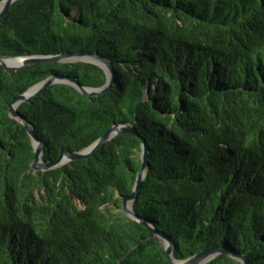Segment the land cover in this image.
I'll use <instances>...</instances> for the list:
<instances>
[{
  "label": "trees",
  "instance_id": "trees-1",
  "mask_svg": "<svg viewBox=\"0 0 264 264\" xmlns=\"http://www.w3.org/2000/svg\"><path fill=\"white\" fill-rule=\"evenodd\" d=\"M3 0H0V2ZM81 53L113 65L109 91L56 83L19 112L43 159L133 126L92 157L36 171L12 101L52 76L99 88L88 61L0 65V264H170L224 247L264 264V0H17L0 19V54ZM206 264H242L223 254Z\"/></svg>",
  "mask_w": 264,
  "mask_h": 264
},
{
  "label": "water",
  "instance_id": "water-1",
  "mask_svg": "<svg viewBox=\"0 0 264 264\" xmlns=\"http://www.w3.org/2000/svg\"><path fill=\"white\" fill-rule=\"evenodd\" d=\"M16 1L17 0H3L0 2V19L7 13L9 8ZM9 58L20 59L21 64L17 66H8L4 62V60L9 59ZM79 60L88 61L104 69L107 75V82L105 83L103 87L93 88V87L84 86L83 84L79 83L77 78L68 80L64 77L52 76L40 82L39 84L29 88L25 93L15 98L10 104L11 116L27 127L28 132L33 140V144L35 147V154H36L34 169L36 171H47V170L55 169L57 167H60L68 162H71L77 159L90 158L94 154H96V152L104 144L111 141L114 137H116L119 134H124V133L134 134L135 136L142 138L141 135L137 132V130L133 128V126L131 125H128V124L114 125L102 137H100L97 141H95L91 146H89L85 150H82L79 152L62 154L57 160H53V161H45L43 159L44 142L40 141L36 137L32 124L28 121V119L22 113L19 112V109H18L19 106L22 103L31 102L33 98H35L37 95L44 92L48 87L56 83H62V82L69 83L75 86L86 97L99 96L109 91V89L114 83L115 73L113 70V65L108 60L103 59L99 56H87L81 53L63 54V55H58V56H24V57H8V56L0 54V65H2L8 71H17L27 66L34 65L37 63H42V62H49V61L64 62V61H79ZM141 154L143 158V166L137 176V184L135 186L134 192L128 199H126V203H125L126 212L128 213L130 217L134 219H137V215L133 208V202L137 199L138 192L145 179L146 172H147V166L149 164V146H148L147 141L143 138H142ZM141 222L146 227H148L149 230L156 237L162 240L164 247L166 249L167 257L169 259L170 264H179V262H182V264H206L209 261L213 260L214 258L220 255H223V254L229 255L230 257L238 260L242 264H249L248 259H246L244 255L239 254L233 250H230L224 247L206 249L188 259L179 260L174 256L173 242L166 235L159 233L151 224H149L145 220H141Z\"/></svg>",
  "mask_w": 264,
  "mask_h": 264
},
{
  "label": "bare ground",
  "instance_id": "bare-ground-1",
  "mask_svg": "<svg viewBox=\"0 0 264 264\" xmlns=\"http://www.w3.org/2000/svg\"><path fill=\"white\" fill-rule=\"evenodd\" d=\"M4 62L8 65V66H17L21 64V60L20 59H5ZM19 106V105H18ZM179 264H182V262H179Z\"/></svg>",
  "mask_w": 264,
  "mask_h": 264
}]
</instances>
